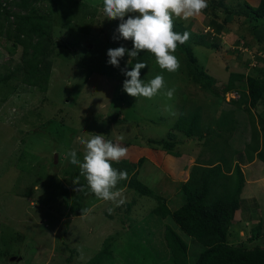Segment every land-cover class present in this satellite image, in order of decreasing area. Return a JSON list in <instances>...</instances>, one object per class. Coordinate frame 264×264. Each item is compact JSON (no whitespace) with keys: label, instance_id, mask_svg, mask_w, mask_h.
<instances>
[{"label":"rangeland","instance_id":"obj_1","mask_svg":"<svg viewBox=\"0 0 264 264\" xmlns=\"http://www.w3.org/2000/svg\"><path fill=\"white\" fill-rule=\"evenodd\" d=\"M11 1L17 0L0 3L7 6ZM211 1L234 10L242 2L256 6L259 0H207L205 13L188 20L174 18V23L180 22L190 34L212 33L208 48L193 47V64L215 79L213 89L217 91L230 73L264 79V44L254 41L249 19L233 14L226 30L216 33L208 21L221 22L225 12L212 13ZM28 12L50 15L54 50L47 89L40 92L20 85L22 74L15 70L20 48L0 37V264H88L105 240L110 241L111 256L99 264H172L161 243L155 241L159 231L152 222L160 231L165 224L179 234L187 246V262L192 264L198 246L170 218L159 223L150 216L156 201L128 189L129 177L136 169L121 162L147 159L138 168L137 178L153 191L152 196L158 195L170 210L175 209L181 203L176 183L187 179L190 160L194 161L203 148L197 140L173 132L179 156L165 157L147 140L166 139L178 117L179 100H186L200 106L201 124L206 128L214 125L220 111L232 110L237 134L230 145L242 147L248 140V117L242 108L226 102L234 95L228 93L215 100L198 85L187 82L183 56L174 53L180 61L177 71L161 69L155 57L142 71L146 82L162 75L164 89L151 99L129 96L120 84L121 69H127L129 57L125 54L119 67H113L107 63V51L121 46L130 51L133 45L131 40L118 38L116 29L121 21L105 16L103 0H34ZM168 89L175 90L172 99L164 94ZM252 111L264 114V105L259 103ZM93 134H102L128 149L125 158L113 162L114 168L127 172V179L117 185L126 202L118 207L91 193L83 176L79 179L84 191H75L79 185H74L73 179L80 169L69 162L67 152L75 149L82 160L84 148L79 139ZM246 165L241 160L244 184L247 179L242 197H247L246 188L256 175L255 168ZM251 196L258 202L256 218L242 221L253 213L251 200L242 199V220L232 224L235 227L226 242L247 244L256 226L252 223L257 221L259 245L264 248V183L252 185ZM108 208L114 211L109 214Z\"/></svg>","mask_w":264,"mask_h":264},{"label":"trees","instance_id":"obj_2","mask_svg":"<svg viewBox=\"0 0 264 264\" xmlns=\"http://www.w3.org/2000/svg\"><path fill=\"white\" fill-rule=\"evenodd\" d=\"M33 1H11L7 6L6 3H0V37L11 46L20 48L19 64L15 68L22 74L20 85L45 92L50 76V56L54 50L51 38L52 18L50 15L28 12ZM211 3L212 13L225 12L221 22L213 18L208 21V26L216 33L226 30L225 25L232 21L234 14L248 18L254 41L264 44V0H259L256 6L242 2L234 10L222 2ZM174 31L182 34L187 30L177 22L174 23ZM209 33L212 34L210 31L203 35L190 34L185 44H178L175 53L183 56V76L187 82L198 85L200 90L210 94L215 100L224 99L227 93H235L237 97L226 102L242 108L247 115L248 140L240 148L230 145V141L237 134V123L232 110L220 111L216 119H213L214 125L206 128L201 124L200 106H192L186 100H179L181 105L178 117L166 139L147 140L150 146L172 157L179 156L174 150L179 143L173 132L180 133L186 139L197 140L203 148L188 170L187 179L176 183L181 203L173 210L165 205L163 198L152 196L153 191L137 178V170L143 158L136 163H121L136 169L129 177L128 189L138 196L153 197L156 201L157 205L151 209L150 216L159 223L167 217L170 218L178 230L198 246L199 252L192 264H264V248L259 245L262 241L259 238V222L250 231L247 244L230 245L226 242L227 237H230L229 231L235 213L242 203L240 194L244 179L240 162L257 161L264 165V114L254 115L252 111L259 103L264 105V79L259 75L230 73L226 82L218 87L219 90H214L215 79L198 69L191 60L193 47H209ZM153 58L151 53L141 51L131 64H127L126 70L130 71L136 62L147 64ZM143 69L140 70V78L146 82ZM125 79L124 75L120 78L121 85ZM151 225L157 226L159 234L155 241L161 243V250L168 254L169 261L172 264H188L187 246L179 234L165 224L161 226V231L154 222ZM255 241L259 243H252ZM110 248V241H103L101 249L88 264H99L103 258L111 256ZM160 251L157 250L159 254Z\"/></svg>","mask_w":264,"mask_h":264},{"label":"clouds","instance_id":"obj_3","mask_svg":"<svg viewBox=\"0 0 264 264\" xmlns=\"http://www.w3.org/2000/svg\"><path fill=\"white\" fill-rule=\"evenodd\" d=\"M207 7V0H103L105 16L109 20L121 21L116 29L119 33L118 38L131 40L133 45L130 51L123 46L108 49L107 63L118 68L120 59L125 54L129 57L128 64H131L139 52L147 51L154 55L161 69L168 72L177 71L180 68V61L174 53L178 44L183 45L189 40L190 33L185 31L181 34L174 31V18L188 20L201 15ZM146 66L144 62H136L130 71L126 68L121 69L126 77L123 81V91L129 96L151 99L165 88L162 75H156L148 82L140 78V70ZM174 91L168 89L164 94L168 99H172ZM118 139L122 140L123 137ZM79 143L84 148L82 160L78 158L75 149L67 152L69 162L80 169L79 176L73 179V184L79 185L75 191H84L79 179L83 176L88 189L98 199L112 202L117 207L123 205L126 200L123 190L118 189L117 185L127 179V172L114 168L113 162L119 163L125 158L128 149L106 140L102 134L82 137ZM107 211L111 214L114 209L108 208Z\"/></svg>","mask_w":264,"mask_h":264},{"label":"crops","instance_id":"obj_4","mask_svg":"<svg viewBox=\"0 0 264 264\" xmlns=\"http://www.w3.org/2000/svg\"><path fill=\"white\" fill-rule=\"evenodd\" d=\"M258 2V1H257ZM149 152V151H148ZM148 152H147V154H148ZM150 153V152H149ZM165 157L166 156H169V155H164ZM160 157V156H159ZM163 158V157H162ZM162 158H161V160H162ZM147 160V159H146ZM146 160H144V162L143 163H145L146 162ZM193 160H190V167H191V165L193 164ZM142 163V164H143ZM254 163V161L253 162H250V163H247V162H245V165L247 164V165H251L253 168H255V170H256V175H255V178L253 179V181L251 182V184L250 183H248V185H249V187H247L246 188V194H247V197H245V196H243L242 197V192L243 191H241V196H240V199L242 200H245V199H250L251 200V204H252V208H251V210H253V213H249V214H247V216H245V217H243L244 219L242 220V216H241V205H240V207H239V210L235 213V216H234V220H233V222H232V224H235V225H237V223L238 222H241V220L242 221H245V220H249V219H251L250 218V216L251 217H254V214H255V211L256 210H258V202L256 201V199L253 197V196H251V192H252V185H256V184H258V183H260V182H262V183H264V168H262L263 167V165L261 164V163H259V165L258 164H253ZM246 165V166H247ZM142 166V165H141ZM141 166L139 167V168H141ZM257 168V169H256ZM138 171V170H137ZM252 171V170H251ZM243 173V172H242ZM138 174V173H137ZM245 174V173H244ZM258 177H261V178H258ZM139 179V178H138ZM180 182H184V180L183 181H180ZM247 183V179L245 180V184ZM244 184V185H245ZM244 187V186H243ZM250 188V189H249ZM242 190H243V188H242ZM242 203H244V201H242ZM254 218H256V217H254ZM250 222H252V221H250ZM253 222H255V224L254 223H252V225H256L257 224V221H253ZM233 227H235V226H233ZM233 227H231L230 229H233Z\"/></svg>","mask_w":264,"mask_h":264},{"label":"built area","instance_id":"obj_5","mask_svg":"<svg viewBox=\"0 0 264 264\" xmlns=\"http://www.w3.org/2000/svg\"><path fill=\"white\" fill-rule=\"evenodd\" d=\"M233 95H234V97H236V94H233ZM231 97H233V96H231ZM234 97H233V98H234Z\"/></svg>","mask_w":264,"mask_h":264},{"label":"water","instance_id":"obj_6","mask_svg":"<svg viewBox=\"0 0 264 264\" xmlns=\"http://www.w3.org/2000/svg\"><path fill=\"white\" fill-rule=\"evenodd\" d=\"M54 158L56 157L55 155L53 156ZM12 258H10V260H11Z\"/></svg>","mask_w":264,"mask_h":264}]
</instances>
